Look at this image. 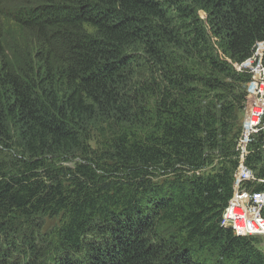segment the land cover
<instances>
[{"label":"trees","instance_id":"trees-1","mask_svg":"<svg viewBox=\"0 0 264 264\" xmlns=\"http://www.w3.org/2000/svg\"><path fill=\"white\" fill-rule=\"evenodd\" d=\"M255 73L264 0H0V264H264Z\"/></svg>","mask_w":264,"mask_h":264},{"label":"built area","instance_id":"built-area-1","mask_svg":"<svg viewBox=\"0 0 264 264\" xmlns=\"http://www.w3.org/2000/svg\"><path fill=\"white\" fill-rule=\"evenodd\" d=\"M254 77L255 79L259 77V80L264 79V75L261 74L257 75L255 73ZM255 84H257V81L253 80V82L248 86H253ZM249 101L250 105L248 120L251 118V110L253 108L260 111L263 115L264 96L252 95ZM248 120H246L245 123ZM255 124L259 127L258 121ZM244 130L250 131L248 129ZM252 132L254 133V131ZM244 137V139H246L248 135H244ZM239 147L243 149L242 140L239 141ZM262 147L264 148V142ZM243 152H245V150ZM235 177L239 182L264 181L257 178L255 171L244 162L239 163L235 171ZM221 224L224 227L230 228L235 235L259 237L260 242L258 247L264 254V189L260 191H237L236 200L230 205L226 206L221 213Z\"/></svg>","mask_w":264,"mask_h":264},{"label":"rangeland","instance_id":"rangeland-1","mask_svg":"<svg viewBox=\"0 0 264 264\" xmlns=\"http://www.w3.org/2000/svg\"><path fill=\"white\" fill-rule=\"evenodd\" d=\"M254 80L257 81V84L253 85V86H248L245 85L244 89L245 92L248 94L246 96V101H245V107L239 112V117H238V126H239V130L237 132V135H257L254 134L252 131H247L244 130L243 126L246 120H248L249 118V105H250V98L252 97V95L255 96H264V79L263 80H259V77H257V79H255V77L253 76ZM259 123V128L262 130V133H264V113L262 118L258 121ZM89 145L94 148L95 147V143L93 142L92 139H90ZM71 158H73L74 156H69ZM58 162L57 164H61V165H72L73 162H66V161H56ZM56 221V219H46L45 223H44V227L47 228L48 226L54 224Z\"/></svg>","mask_w":264,"mask_h":264}]
</instances>
